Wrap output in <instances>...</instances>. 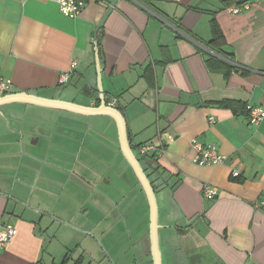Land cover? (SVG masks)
I'll use <instances>...</instances> for the list:
<instances>
[{
    "label": "crops",
    "instance_id": "1",
    "mask_svg": "<svg viewBox=\"0 0 264 264\" xmlns=\"http://www.w3.org/2000/svg\"><path fill=\"white\" fill-rule=\"evenodd\" d=\"M111 2L68 18L57 0H0L9 95L98 107L97 46L106 100L153 182L163 264H264V120L217 106H264V0H119L96 37ZM193 141L228 161L197 166ZM150 215L113 119L0 104V230L17 229L0 264H154Z\"/></svg>",
    "mask_w": 264,
    "mask_h": 264
},
{
    "label": "water",
    "instance_id": "2",
    "mask_svg": "<svg viewBox=\"0 0 264 264\" xmlns=\"http://www.w3.org/2000/svg\"><path fill=\"white\" fill-rule=\"evenodd\" d=\"M119 0H112L110 6L108 7L103 19L99 23L96 29V37L97 33L100 29H102L108 19V17L113 12L114 8L117 6ZM99 49L96 46L95 48V59H96V69L98 74V90H99V99L100 105L95 108L91 107H82L71 103H65L61 101L55 100H47L43 98H39L33 95L28 94H13L7 95L0 98L1 103L13 104V103H24V104H31L42 108L47 109H57V110H64L71 113L88 116V117H96V116H106L116 123L118 133H119V141H120V148L123 157L127 161L128 165L131 167L132 171L135 174L138 182L140 183L150 206V240H151V251L154 264H163L162 261V254L160 251L159 245V222H158V205L157 199L155 195L154 188L143 169L139 159L135 155L133 148L129 142L128 137V125L125 117L123 114L115 107H111L108 105V101L106 100L104 91H103V84H102V70L100 65V57H99Z\"/></svg>",
    "mask_w": 264,
    "mask_h": 264
},
{
    "label": "built area",
    "instance_id": "3",
    "mask_svg": "<svg viewBox=\"0 0 264 264\" xmlns=\"http://www.w3.org/2000/svg\"><path fill=\"white\" fill-rule=\"evenodd\" d=\"M260 1V0H257ZM57 4L60 8L62 15L68 18H77L86 7V0H57ZM248 5L244 4L242 6L233 8L231 12L238 14L244 9H247ZM78 65L77 61H73L71 64V69H74ZM71 71L64 72L60 77V84H66L69 81V74ZM12 88V82L8 79H3L0 77V97L7 96L10 94ZM117 99H111L108 103L109 106L115 107ZM247 111L249 114L250 124L258 125L264 120V106H251L247 105ZM211 123L215 122L214 118L210 119ZM193 146L195 148L196 154L193 162L199 167H209V166H220L225 165L228 161V157L222 155L217 146L215 145H203L196 141H193ZM140 153L146 155L154 149L152 145L142 146ZM232 178L238 179L241 177V173L238 170H231ZM204 199L213 201L217 199L220 195L219 189L211 186H204ZM260 206H264V199L261 201ZM17 235V229L13 226H6L0 230V250L4 249L7 244H9Z\"/></svg>",
    "mask_w": 264,
    "mask_h": 264
},
{
    "label": "trees",
    "instance_id": "4",
    "mask_svg": "<svg viewBox=\"0 0 264 264\" xmlns=\"http://www.w3.org/2000/svg\"><path fill=\"white\" fill-rule=\"evenodd\" d=\"M212 31H213V37H214L213 39H214V41H218V40H220L222 38V33L220 31V28L215 23V21H213V23H212ZM212 60L213 59H211L210 61H212ZM216 60H218V62L221 63V65H220L222 67L221 69L226 74H229L231 72L233 66H229L227 63H225L223 61H220L219 59H216ZM217 106L222 107V108H226V109H231L235 113H237L238 111H242L243 112V111L246 110L245 113L248 114L246 104H244V103H242L240 101H227L226 100V101H222V102L218 103ZM139 161L142 162V160L140 158H139ZM152 163H153L152 165H154V162H152ZM158 170H159V168H158ZM145 172H146V174H147V176H148V178L150 180V174L147 171H145ZM150 182H151V184L153 186V182L151 180H150Z\"/></svg>",
    "mask_w": 264,
    "mask_h": 264
}]
</instances>
